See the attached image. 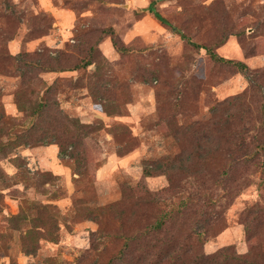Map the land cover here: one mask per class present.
Listing matches in <instances>:
<instances>
[{
	"label": "rangeland",
	"instance_id": "374dc122",
	"mask_svg": "<svg viewBox=\"0 0 264 264\" xmlns=\"http://www.w3.org/2000/svg\"><path fill=\"white\" fill-rule=\"evenodd\" d=\"M0 264H264V0H0Z\"/></svg>",
	"mask_w": 264,
	"mask_h": 264
},
{
	"label": "trees",
	"instance_id": "16d2710c",
	"mask_svg": "<svg viewBox=\"0 0 264 264\" xmlns=\"http://www.w3.org/2000/svg\"><path fill=\"white\" fill-rule=\"evenodd\" d=\"M149 9V11L150 12H152L153 13V15L160 21V22H162L163 24H166V25H168V26H170V27H172L173 28V26L171 25V23L169 22V21H167L157 10H155L151 5H150V7L148 8ZM181 36L183 37L184 35L183 34H181ZM145 173H146V175H149V171H147V170H145ZM170 214H171V212H170ZM170 214H168V216L170 215ZM164 221H165V218H163L162 219V221H160V222H157L155 225H154V227H156V228H160V226L164 223ZM163 222V223H162Z\"/></svg>",
	"mask_w": 264,
	"mask_h": 264
}]
</instances>
